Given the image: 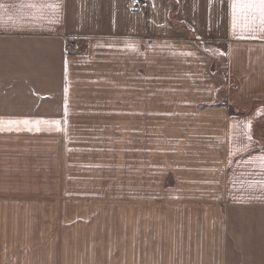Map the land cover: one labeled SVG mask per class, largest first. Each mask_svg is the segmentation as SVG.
<instances>
[{
  "label": "crops",
  "instance_id": "0c3cea01",
  "mask_svg": "<svg viewBox=\"0 0 264 264\" xmlns=\"http://www.w3.org/2000/svg\"><path fill=\"white\" fill-rule=\"evenodd\" d=\"M231 3L0 0L1 140L7 124L72 122L78 105L119 122L127 112L130 123L144 124L133 134L145 140L164 116L184 124L175 135L161 132L159 147L183 159L172 165L185 170L175 185L183 193L171 199L193 206L161 212L157 257L146 253L151 248L135 257L129 211L128 240L113 237V246H130L129 258L79 264H264V25L238 19L234 28ZM73 38L78 52L68 50ZM210 49L223 55L219 73ZM228 78L235 84L227 90ZM124 233L114 232L118 240Z\"/></svg>",
  "mask_w": 264,
  "mask_h": 264
},
{
  "label": "rangeland",
  "instance_id": "374dc122",
  "mask_svg": "<svg viewBox=\"0 0 264 264\" xmlns=\"http://www.w3.org/2000/svg\"><path fill=\"white\" fill-rule=\"evenodd\" d=\"M67 45L71 52L80 49L74 38ZM211 53L216 71H223V55ZM226 82L227 90L235 84L229 78ZM87 110L78 105L73 121L65 124L5 126L0 139L7 148L0 154V260L40 258L55 264L61 259L129 258L130 246H113V237L118 245L128 240L123 222L129 211L136 217L135 257L143 258L149 248L146 253L157 257L161 212L183 208L171 196L183 193L175 185L185 178L184 169H172L182 157L160 152V134L175 135L184 124L164 116L163 122L152 124L145 140L133 134L144 130V124L130 123L127 112L119 122L111 113L94 116ZM185 205L188 210L193 203ZM119 230L126 234L118 240L114 232Z\"/></svg>",
  "mask_w": 264,
  "mask_h": 264
},
{
  "label": "snow or ice",
  "instance_id": "6c2138e0",
  "mask_svg": "<svg viewBox=\"0 0 264 264\" xmlns=\"http://www.w3.org/2000/svg\"><path fill=\"white\" fill-rule=\"evenodd\" d=\"M30 6L35 7V5ZM52 7H55V5H52ZM231 8L234 28L238 19L243 20L246 27L255 23L257 18L260 24L264 25V0H232ZM249 14H252L251 17ZM53 123L58 122L54 121Z\"/></svg>",
  "mask_w": 264,
  "mask_h": 264
},
{
  "label": "built area",
  "instance_id": "2783aa9c",
  "mask_svg": "<svg viewBox=\"0 0 264 264\" xmlns=\"http://www.w3.org/2000/svg\"><path fill=\"white\" fill-rule=\"evenodd\" d=\"M134 1H135V2H138V3H139V2H145V3H146L148 0H134ZM77 48H78V47H77Z\"/></svg>",
  "mask_w": 264,
  "mask_h": 264
}]
</instances>
